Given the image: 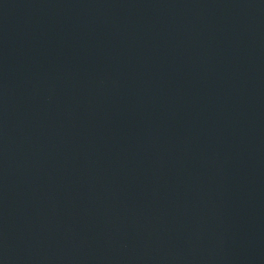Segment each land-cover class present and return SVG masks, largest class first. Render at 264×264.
<instances>
[{"label":"water","instance_id":"95a60500","mask_svg":"<svg viewBox=\"0 0 264 264\" xmlns=\"http://www.w3.org/2000/svg\"><path fill=\"white\" fill-rule=\"evenodd\" d=\"M0 264H264V0H0Z\"/></svg>","mask_w":264,"mask_h":264}]
</instances>
